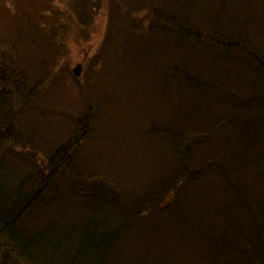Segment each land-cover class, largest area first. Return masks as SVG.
Listing matches in <instances>:
<instances>
[{"label":"trees","instance_id":"trees-1","mask_svg":"<svg viewBox=\"0 0 264 264\" xmlns=\"http://www.w3.org/2000/svg\"><path fill=\"white\" fill-rule=\"evenodd\" d=\"M58 1L64 9L0 0V264H134L138 243L145 264H264V0L125 3L128 31L152 34L141 57L156 90L138 94L141 109L112 102L119 3L95 0L88 12ZM104 13L108 37L94 58L109 92L49 93L62 82L63 47L95 35ZM113 112L127 139L113 142ZM147 139L159 147L148 153L157 180L137 196L122 193L114 145L134 155V142L142 149Z\"/></svg>","mask_w":264,"mask_h":264},{"label":"rangeland","instance_id":"rangeland-1","mask_svg":"<svg viewBox=\"0 0 264 264\" xmlns=\"http://www.w3.org/2000/svg\"><path fill=\"white\" fill-rule=\"evenodd\" d=\"M73 1H74V5L80 10L81 9L85 10V8H88V12H91L96 8V6L94 5V2H96L95 0H90L89 3L88 1L87 3L83 2L81 4H77L78 0H73ZM115 1L119 3L118 8L120 11H122L121 14L122 16L118 12H115V10L113 9L112 11V89L110 91L112 93V102H114L115 104L125 103L124 105L130 108L138 107L139 109H141L139 100L143 96H138V94L149 92L147 88L152 89L153 92H155L156 90L155 86L151 81L150 67L149 65H147V62L149 61H143L141 57V56H146V57L148 56V51L144 48H141V46L142 45L146 46L148 43L151 42L152 34L146 32L145 30L135 29V31H133L132 29H130V31H128V28L126 27V22L128 21L123 17L125 16L124 13H126L129 10L128 5L133 6V0H122V2L121 0H115ZM125 3L128 5H126ZM100 4L101 3H99V5ZM142 4L143 6L146 5L147 8L163 7V3L159 2V0H145L142 1ZM54 5L55 6L57 5L60 9L65 8V4L61 3L58 0H54ZM97 15L99 14L96 15L94 14V17ZM106 15L107 13L106 14L104 13L103 15H100L99 18L97 17H96L97 19L95 18V21L93 23V26L96 30L95 35L90 34V35H86L85 37L84 35L78 37L77 34L70 37L67 45L64 42L66 47H63L62 49L63 54L61 55L62 57L60 58L59 61V70L57 65L53 64L54 66L53 65L51 66V67H57L58 72L62 75L61 78L62 82L56 81V83L53 85V91L50 92L48 91L49 93H52L53 95L57 93L59 95V93L56 91V88H58L57 86H59V87H66L69 91L72 90L73 88L72 90L73 92L68 93V97L70 98L71 96L78 97L76 94H79L78 98L81 97L83 99V96H86V94L94 93L95 98L98 100L99 98H103L104 92L106 93L109 92L110 83L106 81L104 77L107 78V80L109 79L106 76V73L102 71V68H100V66L95 61L94 58L95 57L94 50L99 45V41L103 43L106 41L108 37V35L106 34V31H108ZM44 53L46 54V56L49 55L46 51ZM136 59H139L142 62L138 64ZM151 60H152L151 63L152 65L159 64V62L155 61V59H151ZM46 63L48 64L49 61H47ZM80 63L82 64V72H81V76L77 78L72 74L71 70L77 64ZM104 73L105 76L103 77ZM89 85H92L90 91L88 93H86V91L84 92L82 88ZM106 86H108V88L106 91H104V88ZM58 98L63 99L62 96H58ZM133 100L135 102H133ZM66 101L65 104L63 105H67L66 103L68 101L67 102ZM59 105L60 104L58 102L56 105H54L55 110L61 109ZM55 110H54V114L51 117L57 115ZM119 116H120L119 112H113L112 116L110 117V121L112 122L113 142H115L114 139L122 140L124 137L127 139V136H129L128 134L130 133L128 125H124V126L121 125L120 127L117 126V120H119L117 117ZM115 117L117 120L115 119ZM135 125L138 126V130H139L140 129L139 125H137V123ZM140 130L141 132L143 131L142 128ZM118 133H120V136L119 138H116L118 136ZM143 134L144 133H142V135ZM138 142H134L133 144L134 148H137L136 149L137 151L135 150L134 155H132L131 149L124 148L122 144L119 143V141L115 143L116 145H114V149L118 152V154L116 153L117 157L118 158L121 157L122 165L116 162L112 164V179L114 181L115 179L116 181H119L120 186L118 187V189L121 190L124 188V191H122V193H124L125 191L126 192L135 191V196L139 195L140 191L143 188L146 189L148 186L151 187L153 184H155L154 182L157 180L158 170L160 167L157 165L156 161H154V158L151 156V154L156 149L159 148L158 145L157 146L156 144L153 145L155 146L154 147L155 150L153 151L152 140L151 141L150 139L144 140L143 142L144 146H142V149H140V147L136 145ZM118 143L120 144V146L118 145ZM114 152L115 151H113L112 153L113 155ZM148 153L151 154L149 155ZM117 165H121V166L119 167ZM125 166H127V168ZM167 196L168 194H166L163 200H165ZM171 202H169L168 204H170ZM168 230L169 229H167V231ZM166 235H168V232ZM166 235L164 230L159 229L160 237L165 238ZM132 243H134L133 240ZM142 250H145L147 252L146 244L143 245L138 243V253ZM138 253L132 254V256H130L132 258H129L130 261L135 257L134 264H145V256L137 258ZM173 255L174 252L171 254V256ZM146 259L149 258L146 257Z\"/></svg>","mask_w":264,"mask_h":264},{"label":"water","instance_id":"water-1","mask_svg":"<svg viewBox=\"0 0 264 264\" xmlns=\"http://www.w3.org/2000/svg\"><path fill=\"white\" fill-rule=\"evenodd\" d=\"M81 72H82V65L81 64H77L73 69H72V73L74 74V76H76L77 78H79L81 76Z\"/></svg>","mask_w":264,"mask_h":264}]
</instances>
